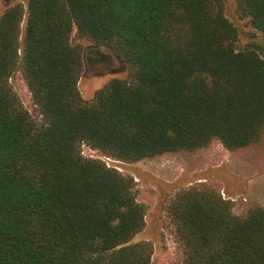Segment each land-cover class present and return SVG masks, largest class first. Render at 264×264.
I'll return each instance as SVG.
<instances>
[{
  "label": "trees",
  "instance_id": "obj_1",
  "mask_svg": "<svg viewBox=\"0 0 264 264\" xmlns=\"http://www.w3.org/2000/svg\"><path fill=\"white\" fill-rule=\"evenodd\" d=\"M264 36V0H234ZM128 68L91 102L78 81L83 47ZM225 0H25L0 15V264H152L135 242L146 209L133 178L82 155L123 163L264 135V40L237 47ZM20 73L40 119L10 82ZM183 264H264V209L232 213L215 190L170 200Z\"/></svg>",
  "mask_w": 264,
  "mask_h": 264
},
{
  "label": "rangeland",
  "instance_id": "obj_2",
  "mask_svg": "<svg viewBox=\"0 0 264 264\" xmlns=\"http://www.w3.org/2000/svg\"><path fill=\"white\" fill-rule=\"evenodd\" d=\"M16 1L25 6V0H0V15L6 2ZM225 16L238 28V48L251 41L264 40L247 19L238 16L234 0H225ZM71 42L80 43L83 51L92 45L78 39L75 33ZM262 57L264 60V55ZM84 66L83 63L78 90L86 102H91L95 93L110 80L124 79L128 75V68L122 62L116 72L104 75L85 71ZM10 82L23 108L33 118L40 119L21 74L15 73ZM81 150L86 158L102 156L87 146H82ZM112 166L120 174L133 178L136 200L146 209L145 228L134 241L151 244L152 264H183L182 247L175 236V227L166 215L168 203L180 190L211 188L223 200L229 201L232 213L238 217H245L254 208L264 209V135L259 143L236 151H229L214 141L194 152L170 153L130 164L118 161Z\"/></svg>",
  "mask_w": 264,
  "mask_h": 264
},
{
  "label": "flooded vegetation",
  "instance_id": "obj_3",
  "mask_svg": "<svg viewBox=\"0 0 264 264\" xmlns=\"http://www.w3.org/2000/svg\"><path fill=\"white\" fill-rule=\"evenodd\" d=\"M94 49L91 48L87 52L86 62L84 63L85 71L89 70V72L96 74V75H104L107 72L118 70L115 66L112 68L113 65H108V61L104 54L107 52V47L99 46L92 44ZM102 47V48H99ZM105 47V48H104Z\"/></svg>",
  "mask_w": 264,
  "mask_h": 264
},
{
  "label": "water",
  "instance_id": "obj_4",
  "mask_svg": "<svg viewBox=\"0 0 264 264\" xmlns=\"http://www.w3.org/2000/svg\"><path fill=\"white\" fill-rule=\"evenodd\" d=\"M97 46L90 45L88 46L84 51H83V63L86 62V58H87V52L89 51V49L91 48H95ZM102 48V47H99ZM105 48V47H104ZM104 56L106 57L107 61H108V65H113L112 68L115 66L116 68H118V64L120 63L119 60L117 59V57L113 54V52L108 48L107 52L104 54ZM115 71H111V72H116Z\"/></svg>",
  "mask_w": 264,
  "mask_h": 264
},
{
  "label": "built area",
  "instance_id": "obj_5",
  "mask_svg": "<svg viewBox=\"0 0 264 264\" xmlns=\"http://www.w3.org/2000/svg\"><path fill=\"white\" fill-rule=\"evenodd\" d=\"M97 159L101 160L106 165V167L117 170L115 167L112 166V164L118 161L111 159L109 157H105V156H101L100 158H97Z\"/></svg>",
  "mask_w": 264,
  "mask_h": 264
}]
</instances>
